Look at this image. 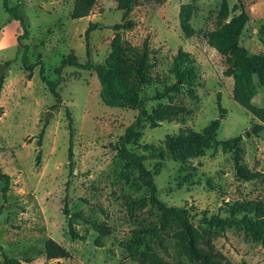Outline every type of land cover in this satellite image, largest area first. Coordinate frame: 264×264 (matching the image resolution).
<instances>
[{
	"label": "rangeland",
	"instance_id": "rangeland-1",
	"mask_svg": "<svg viewBox=\"0 0 264 264\" xmlns=\"http://www.w3.org/2000/svg\"><path fill=\"white\" fill-rule=\"evenodd\" d=\"M72 1L7 0L8 7H16L27 30L26 39L19 41L27 47L24 65H35L27 77L22 49L16 51L15 44V37L22 31L9 20L0 0V66L5 67L0 71V173L10 178L5 199L0 192V249L21 264H134L125 248L138 236L169 263L190 264L169 231L159 232L155 238L147 232L157 222V210L148 201L144 207L136 204L138 199H146L148 192L137 179L136 170L125 167L118 155L119 138L136 113L104 106L95 74L70 67L61 71L56 88L60 102L53 108L55 100L39 79L37 64H42L43 76L50 81L56 79L53 68L70 52L80 64H102L109 52L113 26L128 23L129 28L119 33L129 55L138 52L143 43L150 49L153 82L141 96L151 98L164 84L174 82L169 73L173 57L187 54L193 61L197 101L187 95L186 85L175 95V101L190 109V115L181 122L163 121L152 129L144 124L136 145H127L126 149L145 157L144 166L152 176L156 198L168 207L185 209L195 225L204 216H224L221 209L234 201L260 200L264 207V179L238 180L229 149L206 150L201 156L187 157L184 163L174 161L168 153L161 160L150 155L153 149L164 147L167 135L181 131L200 135L217 117L218 96L225 118L216 139L241 135V164L264 174V129L258 135L246 134L257 122L232 100V80L223 75V58L205 39L215 26L239 14L237 1L165 0L155 5L138 0L123 14L113 2L96 0L90 14L76 20L69 17ZM242 4L248 21L238 43L249 54H264L257 38L258 29L264 26V0H242ZM182 5L192 8L189 25L195 34L190 38L179 29ZM89 24L93 28L85 48L83 33ZM263 96L264 88H257L253 102L261 104ZM156 104L149 101L145 107L149 111ZM65 112L73 131L71 174ZM2 186L0 182V189ZM64 202L71 213L81 217L74 224L80 235L77 240L68 236L62 214ZM86 223L108 229L101 247L95 246L97 234ZM206 236L213 249L231 264H264V248L240 228L209 230ZM48 239L66 250L69 257L45 260L43 245Z\"/></svg>",
	"mask_w": 264,
	"mask_h": 264
},
{
	"label": "trees",
	"instance_id": "trees-1",
	"mask_svg": "<svg viewBox=\"0 0 264 264\" xmlns=\"http://www.w3.org/2000/svg\"><path fill=\"white\" fill-rule=\"evenodd\" d=\"M111 1L115 5V9L122 11L123 14L128 13L138 0H106ZM144 3H152L161 5L165 0H140ZM240 8L239 14L231 17L226 23L215 26L214 29L206 33L205 39L209 47H211L217 55L223 58L225 69L223 75L232 80L231 98L232 100L246 110L251 117L256 120V124L246 134L258 135L264 129V96L261 104H255L253 99L257 94V88H264V54H249L238 43L239 35L243 26L248 21V15L243 10L242 0H236ZM96 0H73L69 17L72 20L87 17ZM4 11L8 14L10 21H15L19 29L22 31L21 36H16V51L22 49V64L25 63L26 45H22L19 41L21 38L26 39L27 30L24 26L23 18L18 14L16 7H8L7 0H1ZM191 5H182L178 14V23L180 32L185 38L192 37L195 32L189 25L191 17ZM93 25L89 24L83 33L85 48L89 32ZM129 28V24H116L113 26V35L109 42V52L102 64L92 65L89 62L83 64L78 63L76 57L70 52L59 60L56 67L53 68V74L56 79L47 80L43 76L42 64L38 75L41 82L46 86L49 94L55 100V105L60 102V96L56 88L60 82L61 71L70 67L77 70L91 71L95 74L99 85L98 96L100 102L109 108L125 109L136 113L133 121L127 126L123 134L119 138V157L125 161V167H132L137 172V179L146 188L148 197L140 198L136 201L140 207L146 206V201L154 206L157 210V222L147 232L155 238L159 232H170L169 237L173 239L182 256L190 264H231L221 253L215 251L206 236L209 230H224L225 228H240L245 235L250 237L256 243L264 248V207L260 200H241L234 201L223 210L224 216H213L206 218L205 216L196 225L189 219L187 211L183 208L168 207L159 201L156 196V187L151 174L144 166L145 157L138 155L133 151L127 150V145H136V139L139 130L144 124L149 128H156L163 121L165 122H181L185 117L189 116L191 111L183 104L175 101V95L179 92L183 85L187 86V95L197 101L194 95V87L196 86L193 61L187 54L177 53L169 68L174 82L164 84L162 89L155 91L151 98L141 96V92L145 87L149 86L153 79L150 76L151 65L149 63L150 49L146 43H143L140 50L129 55V49L122 43L120 30ZM257 38L261 46L264 48V26L258 29ZM6 66V64H5ZM35 65H24L30 71ZM2 76H0V90L2 85ZM165 100V103H161ZM149 101H156L157 104L147 111L145 105ZM217 109L216 119L209 122L201 130L200 135L192 134L190 131L179 132L177 135L165 136L164 147L153 149L150 155L156 159H164L165 153L174 161L184 163L189 156H201L206 150H216L218 147L229 149L232 153V164L235 177L240 181H254L264 179V174L253 172L246 169L241 164L243 151L240 147L241 135L218 141L216 133L220 126V122L225 118V109L219 102V97L215 101ZM68 124V148L67 162L68 172L71 174L73 170L71 139L73 131L71 128V118L65 112ZM41 130L38 134V141L42 136ZM39 161V153L36 156V162ZM0 182L3 183L0 189L3 199L6 197L10 178L0 173ZM62 214L66 217L67 233L70 240H77L80 235L74 229L76 219L81 217L77 213H71L66 202L63 204ZM91 226L97 234L94 244L101 247V238L104 237L108 229L101 224L86 223ZM202 228V229H201ZM135 242L126 246L127 258L134 264H171L159 257L152 249L142 243V238L136 236ZM3 264H21L16 258L7 257L0 249ZM43 254L45 260L66 259L69 254L57 243L48 239L43 245ZM123 264V263H121Z\"/></svg>",
	"mask_w": 264,
	"mask_h": 264
},
{
	"label": "water",
	"instance_id": "water-1",
	"mask_svg": "<svg viewBox=\"0 0 264 264\" xmlns=\"http://www.w3.org/2000/svg\"><path fill=\"white\" fill-rule=\"evenodd\" d=\"M5 67L4 66H0V71L2 70V69H4ZM47 116H49L48 114H46V117ZM242 136H244V135H242Z\"/></svg>",
	"mask_w": 264,
	"mask_h": 264
},
{
	"label": "crops",
	"instance_id": "crops-1",
	"mask_svg": "<svg viewBox=\"0 0 264 264\" xmlns=\"http://www.w3.org/2000/svg\"><path fill=\"white\" fill-rule=\"evenodd\" d=\"M15 22V21H14ZM15 23H17V22H15ZM16 44V43H15Z\"/></svg>",
	"mask_w": 264,
	"mask_h": 264
}]
</instances>
